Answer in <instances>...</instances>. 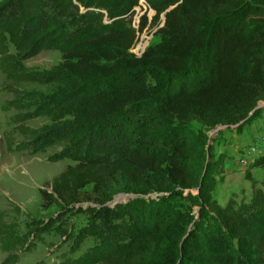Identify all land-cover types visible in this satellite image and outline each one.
<instances>
[{
    "label": "trees",
    "instance_id": "16d2710c",
    "mask_svg": "<svg viewBox=\"0 0 264 264\" xmlns=\"http://www.w3.org/2000/svg\"><path fill=\"white\" fill-rule=\"evenodd\" d=\"M146 2L161 41L136 58L138 0H0V72L54 88L2 109H33L17 124L48 117L34 151L63 142L50 159L74 162L39 190L42 206L87 213L82 235L99 240L66 264H264V192L213 199L226 158L207 134L241 132L264 101V0ZM43 50L61 61L23 64Z\"/></svg>",
    "mask_w": 264,
    "mask_h": 264
},
{
    "label": "rangeland",
    "instance_id": "374dc122",
    "mask_svg": "<svg viewBox=\"0 0 264 264\" xmlns=\"http://www.w3.org/2000/svg\"><path fill=\"white\" fill-rule=\"evenodd\" d=\"M142 15L147 24L138 41H144L146 49L161 41L157 29L163 26L164 18L161 14L154 23L152 10L137 8L130 19L131 26L134 23L137 26ZM10 51L14 53L12 47ZM60 61L58 51L43 50L23 64L32 70L49 71ZM53 90L48 84H15L0 72V247L2 242L16 241L8 252L0 248V264L15 255V264L71 263L99 241L95 235H82L91 219L87 213L55 204L42 206L39 190L47 188L66 166L74 164L69 159H50L61 150L63 142L34 151L37 136L51 126L48 117H33L17 124L12 121L14 115L33 109H2L28 93L50 95ZM257 107V115L241 132H236L233 126H218L214 134L212 130L207 133L213 138L210 143L215 156L222 154L226 158L224 173L212 194L222 205L230 198L239 204L248 203L253 183L264 192V101L258 102ZM190 128L198 131L200 126L191 123Z\"/></svg>",
    "mask_w": 264,
    "mask_h": 264
},
{
    "label": "built area",
    "instance_id": "2783aa9c",
    "mask_svg": "<svg viewBox=\"0 0 264 264\" xmlns=\"http://www.w3.org/2000/svg\"><path fill=\"white\" fill-rule=\"evenodd\" d=\"M137 8H139V9L144 8L145 11H146V9H148V10H152V9L150 8V6L148 5V3L146 2V0H138L137 5L134 6L133 9H132V12H133L132 16L134 15V11H135ZM152 11H153V10H152ZM153 12H154V11H153ZM154 13H155V12H154ZM132 16H131V17H132ZM142 17H145V15H142V16L140 17V22H141ZM145 18H146V17H145ZM140 22L138 23L137 26H136L135 23L132 24V26H131V27L136 31V39H135V42H134L133 46L130 48L129 52L132 53L136 58H140L141 55L143 54V52L145 51V43H144V41H142V40L138 41L140 34H141L142 31L144 30V29H143L141 32H139V25H140ZM130 24H131V22H130ZM146 24H147V23H146ZM145 27H146V25H145ZM145 27H144V28H145Z\"/></svg>",
    "mask_w": 264,
    "mask_h": 264
},
{
    "label": "water",
    "instance_id": "95a60500",
    "mask_svg": "<svg viewBox=\"0 0 264 264\" xmlns=\"http://www.w3.org/2000/svg\"><path fill=\"white\" fill-rule=\"evenodd\" d=\"M257 109H258V107L255 108V110H257ZM218 129H219V128H216L215 130L211 131V133L214 134L215 131L218 130Z\"/></svg>",
    "mask_w": 264,
    "mask_h": 264
}]
</instances>
